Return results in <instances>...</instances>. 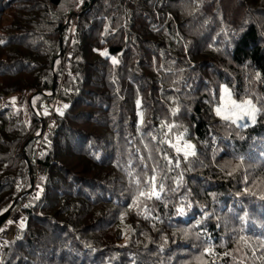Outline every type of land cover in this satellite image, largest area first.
I'll list each match as a JSON object with an SVG mask.
<instances>
[{"label":"trees","instance_id":"trees-1","mask_svg":"<svg viewBox=\"0 0 264 264\" xmlns=\"http://www.w3.org/2000/svg\"><path fill=\"white\" fill-rule=\"evenodd\" d=\"M256 72L264 0H0V264H264ZM225 85L254 124L216 115ZM154 174L160 199L139 197Z\"/></svg>","mask_w":264,"mask_h":264},{"label":"snow or ice","instance_id":"snow-or-ice-1","mask_svg":"<svg viewBox=\"0 0 264 264\" xmlns=\"http://www.w3.org/2000/svg\"><path fill=\"white\" fill-rule=\"evenodd\" d=\"M82 2L83 0H81V3ZM105 32L107 33V27L105 28ZM100 54L105 57L109 56V53L107 51H104ZM111 59H112L113 64L119 63V61L115 57H111ZM255 79L257 81H260L261 83H264V79H262L261 74L259 72L255 73ZM223 92L225 93V96L223 97V100H224L223 107L218 106L215 108V112L218 117L240 128L248 127L249 124H254L256 122L257 114L260 112V109H258L255 106V104H253L251 99L237 101L236 99L233 98L232 92L229 90V88L226 85L223 86ZM139 106H140V101L137 100V107ZM64 107L67 108L68 106L65 105ZM178 111H179V108L177 107L176 109H174V114L175 112H178ZM57 112L58 114L63 115V112L60 111L59 109H57ZM45 114H47V111L45 112ZM245 117H247V123H240V121H242ZM142 122L143 121L141 119L140 123ZM165 126H167L169 132L172 130L173 127H175L174 124L169 125L167 124L166 121L162 122L161 124L162 128ZM153 139H155V137H153ZM165 142L171 143L170 141H165ZM173 147H175V150L177 152V159H176V165H175L176 167H179V164H180L179 154L181 153V151H183V156L185 160H187L189 156H196L195 145L191 144L190 142H184L183 149L177 145H173ZM165 159L167 160L169 165L172 164L171 158L167 157L166 154H165ZM238 159L243 160L244 158L241 156V157H238ZM153 172L155 173V169H153ZM228 174L231 175V173H228ZM181 180H182V176L177 180V189L180 186ZM155 181H156V175L154 174L152 177L149 178V181H148L149 188L147 191L141 190L139 188L137 189L138 196L147 197L148 199H151L153 197H155L156 199H160V192L157 190ZM137 183L139 182L137 181ZM37 188L39 189L40 186L37 185ZM162 190H163V184L160 185V191ZM209 195L213 196V198L215 196L214 193H210ZM38 198H39V192L37 193V196L34 197V199H38ZM133 203L134 204L136 203L135 199L133 200ZM185 207H187L190 210L192 208L191 202L187 203L186 205L181 204V206L177 209V215L185 216L187 214L185 211ZM247 216L248 214L245 212L244 215L240 217L242 224H247L248 222ZM203 219H207V213L205 214ZM8 223L11 224L13 222L8 221ZM197 223L199 224V222ZM20 226L21 228L24 227L23 220L20 221ZM0 231H3V229H0ZM241 239H244V237L242 236ZM213 251H214L213 248L205 249V252L208 254H211ZM223 255L227 256L228 252L223 253Z\"/></svg>","mask_w":264,"mask_h":264},{"label":"rangeland","instance_id":"rangeland-1","mask_svg":"<svg viewBox=\"0 0 264 264\" xmlns=\"http://www.w3.org/2000/svg\"><path fill=\"white\" fill-rule=\"evenodd\" d=\"M77 16L74 18L76 19ZM75 21V20H74ZM225 96V93L223 94V97ZM223 104H224V100L222 98V102H221V106L220 107H223ZM65 105H62L60 103H57L56 107H55V110L57 111V109H59L60 111H63L65 109L64 107ZM240 123H247V117H245L242 121H240ZM249 125H252V124H249ZM184 142H189L185 139L184 136H181L179 138L176 139L175 143H173V145H177V146H180L182 149H183V145H184ZM183 155V151H181V153ZM40 155H41V152H40ZM40 183L39 184H42L43 181H40L38 180ZM19 213H14L11 217V220L15 223V219L16 217L18 216ZM16 224V223H15ZM13 229V228H12ZM14 230V229H13ZM14 232H12V230L10 231H7V233L4 234V231H2L0 233V248L1 247H4L7 245V242L12 240L13 237H14Z\"/></svg>","mask_w":264,"mask_h":264},{"label":"built area","instance_id":"built-area-1","mask_svg":"<svg viewBox=\"0 0 264 264\" xmlns=\"http://www.w3.org/2000/svg\"><path fill=\"white\" fill-rule=\"evenodd\" d=\"M83 1H85V0H83ZM71 41H72V39H71ZM72 56H73V53L70 50H68L67 54L65 56V59H64L65 63H67L72 58ZM50 120L54 121L53 116L50 117ZM48 175H49V168L46 165H39L37 167L36 176L40 181H43ZM21 220H23V222H24L23 228H25V225L27 223V218L23 214L19 213L15 219L16 224L20 226Z\"/></svg>","mask_w":264,"mask_h":264},{"label":"water","instance_id":"water-1","mask_svg":"<svg viewBox=\"0 0 264 264\" xmlns=\"http://www.w3.org/2000/svg\"><path fill=\"white\" fill-rule=\"evenodd\" d=\"M80 15V13L76 14V16L78 17Z\"/></svg>","mask_w":264,"mask_h":264}]
</instances>
